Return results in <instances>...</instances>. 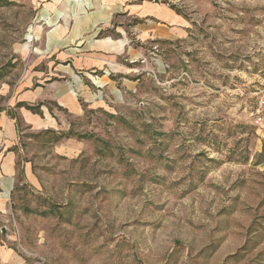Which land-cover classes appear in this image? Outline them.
<instances>
[{
    "label": "rangeland",
    "instance_id": "1",
    "mask_svg": "<svg viewBox=\"0 0 264 264\" xmlns=\"http://www.w3.org/2000/svg\"><path fill=\"white\" fill-rule=\"evenodd\" d=\"M150 1L168 4L189 26L171 40H145L114 14L137 58L130 62L125 51L110 66L130 67L125 76L136 90L109 75L120 92L103 87L101 109L75 90L78 116L39 101L53 116L65 114L53 129L17 120L0 264H264V127L250 122L264 94V0ZM53 3L0 0V108L32 69L48 71L51 62L32 56L44 54L54 32L38 16L45 5L51 19ZM119 4L55 2L73 9L69 30L83 34L86 48L121 37L112 24L83 27L104 5ZM23 164H31V181Z\"/></svg>",
    "mask_w": 264,
    "mask_h": 264
},
{
    "label": "crops",
    "instance_id": "2",
    "mask_svg": "<svg viewBox=\"0 0 264 264\" xmlns=\"http://www.w3.org/2000/svg\"><path fill=\"white\" fill-rule=\"evenodd\" d=\"M52 1H54V6L51 9L53 14L51 19L48 16L49 8L45 5L39 9L38 16L39 19L48 20L49 18V23H51L54 32H52V35L51 33L46 34L44 54L37 51L32 56L36 61L47 60L51 62L50 67L48 71L32 69L30 78L26 76L12 89V94L14 93L13 101L11 100L6 106L0 108V205L4 204V199L12 188L16 171V156L11 147L18 138L17 120H23L25 124L31 125L33 128L39 127V129L44 128L45 130L53 129V124L58 126L60 120H67L65 114L59 112L58 109L54 113L55 116H53L51 114L53 110H49L47 105L39 101L44 99L53 100L71 115L78 116L83 111V106L79 102L75 90L83 91L84 101L88 105L91 104V107H99V109L103 107L99 102L102 100L103 87L108 88L112 95L117 91L120 92L115 84L116 80L110 78L109 75L117 76L130 91L136 90L135 84L125 76L130 67L120 66V64L119 66L123 68L110 66L115 64L117 56L125 53V51L129 54L126 58L130 62L137 58L135 54L130 53V49L133 50V47L128 46L130 40L127 38V26L120 19L113 22L114 14L123 13L124 15L121 17L131 21L128 27L137 35V38L145 40L150 38L171 40L177 35L186 34V28L189 26L186 17L176 12L166 3H157L150 0H121L122 4L116 5L112 9L104 5L105 10H100V14L94 16L92 22L88 18V20H85L86 23L88 21V24H83V27H94L97 31L112 24L121 37L116 42L111 41L110 37H105L98 40V42L94 41L95 45L102 43L104 47L90 46L86 48L83 46L84 42L81 39L83 34L74 35V31L69 30L70 22L68 21L67 12L69 13L72 8L69 5L55 6L57 1L68 3L70 0ZM67 21L68 23H66ZM29 28L34 29V25ZM71 43L75 46H72ZM78 50L82 52H78ZM105 66H108V69H105ZM97 68L101 70L97 71ZM80 73L99 88L97 91L99 95L93 96L91 91H86L88 87L86 84H82L79 78ZM61 78L66 79L62 81ZM33 80L39 84L34 86ZM46 80L49 81L45 82ZM46 83H52V88L47 86V89H49L46 91L48 96H43L41 93L43 92V85H47ZM130 83L133 84L130 85ZM51 89L55 92H50ZM26 105L34 106L36 110H31ZM38 114H41L44 118ZM22 172L25 178L31 181V164H23Z\"/></svg>",
    "mask_w": 264,
    "mask_h": 264
},
{
    "label": "built area",
    "instance_id": "3",
    "mask_svg": "<svg viewBox=\"0 0 264 264\" xmlns=\"http://www.w3.org/2000/svg\"><path fill=\"white\" fill-rule=\"evenodd\" d=\"M250 122L264 127V94L258 95L254 102L252 110H250Z\"/></svg>",
    "mask_w": 264,
    "mask_h": 264
},
{
    "label": "trees",
    "instance_id": "4",
    "mask_svg": "<svg viewBox=\"0 0 264 264\" xmlns=\"http://www.w3.org/2000/svg\"><path fill=\"white\" fill-rule=\"evenodd\" d=\"M27 108H30L31 110H34L35 107L34 106H28L26 105ZM61 136H63L62 133H59L56 137H55V140L59 139ZM67 137H69V135H67Z\"/></svg>",
    "mask_w": 264,
    "mask_h": 264
},
{
    "label": "water",
    "instance_id": "5",
    "mask_svg": "<svg viewBox=\"0 0 264 264\" xmlns=\"http://www.w3.org/2000/svg\"><path fill=\"white\" fill-rule=\"evenodd\" d=\"M2 231H4V228H2Z\"/></svg>",
    "mask_w": 264,
    "mask_h": 264
}]
</instances>
